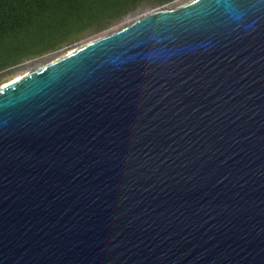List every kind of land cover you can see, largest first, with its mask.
I'll return each mask as SVG.
<instances>
[{
  "label": "water",
  "instance_id": "95a60500",
  "mask_svg": "<svg viewBox=\"0 0 264 264\" xmlns=\"http://www.w3.org/2000/svg\"><path fill=\"white\" fill-rule=\"evenodd\" d=\"M0 264H264V0L152 12L1 86Z\"/></svg>",
  "mask_w": 264,
  "mask_h": 264
},
{
  "label": "trees",
  "instance_id": "16d2710c",
  "mask_svg": "<svg viewBox=\"0 0 264 264\" xmlns=\"http://www.w3.org/2000/svg\"><path fill=\"white\" fill-rule=\"evenodd\" d=\"M175 0H0V80L26 60L108 30L140 8Z\"/></svg>",
  "mask_w": 264,
  "mask_h": 264
},
{
  "label": "rangeland",
  "instance_id": "374dc122",
  "mask_svg": "<svg viewBox=\"0 0 264 264\" xmlns=\"http://www.w3.org/2000/svg\"><path fill=\"white\" fill-rule=\"evenodd\" d=\"M190 1H192V0H175L169 4H166V5L161 6V7L140 8L137 11H135L134 13L129 14L126 17H124L123 19H121L119 22H117L115 25H113L111 28H109L106 31H103L99 34H96V35H93L90 37H86L85 39L71 45L68 48L60 49L56 52L48 53V54H45L43 56L24 61L18 67L12 69L11 71H9L7 73H4L5 74L4 77L0 80V87L5 85L6 83L16 79L17 77L25 74L26 72L38 67V66L48 64V63H50V62H52V61H54V60H56V59H58L64 55L70 53L71 51L75 50L76 48H78L82 45H85L91 41H94V40H96L100 37L106 36L108 34L117 32V31L129 26L133 22L141 19L142 17H144V16H146L152 12L161 11V10H171V9L183 6Z\"/></svg>",
  "mask_w": 264,
  "mask_h": 264
}]
</instances>
